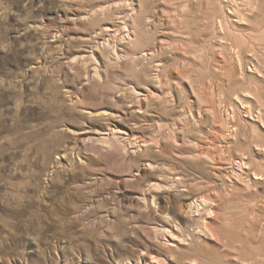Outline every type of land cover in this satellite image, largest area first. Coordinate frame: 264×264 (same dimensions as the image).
Returning <instances> with one entry per match:
<instances>
[{
  "label": "rangeland",
  "instance_id": "1",
  "mask_svg": "<svg viewBox=\"0 0 264 264\" xmlns=\"http://www.w3.org/2000/svg\"><path fill=\"white\" fill-rule=\"evenodd\" d=\"M260 113L264 0H0V264H264Z\"/></svg>",
  "mask_w": 264,
  "mask_h": 264
},
{
  "label": "bare ground",
  "instance_id": "2",
  "mask_svg": "<svg viewBox=\"0 0 264 264\" xmlns=\"http://www.w3.org/2000/svg\"><path fill=\"white\" fill-rule=\"evenodd\" d=\"M109 31H111V28H108ZM120 33V32H119ZM132 33V32H131ZM131 38V34H127L126 38ZM124 38V37H123ZM125 39V38H124ZM108 42V41H107ZM109 44V42H108ZM117 47V46H116ZM117 49V48H116ZM117 52V51H116ZM242 105H244V103L242 102L241 103ZM247 111V110H246ZM249 113V111H248ZM258 117V120L259 122L264 126V117H262L261 113L260 115L257 116ZM117 132L114 131V133H110V134H105L107 137H105V143L111 145V147H113L114 150L116 151H119L120 150V144H118V139L120 140V137H118L119 135L116 134ZM112 136V137H111ZM129 140V139H128ZM133 144V143H132ZM145 146V145H144ZM263 152H264V148H263ZM133 153V152H132ZM200 156H207L209 154H207L206 152H203L202 153H199ZM215 160V159H213ZM248 163L245 162L244 158H240V162H239V168L241 169H244V167L247 165ZM152 168L151 165H147L146 169H150ZM239 172L241 173H238L236 171H234L235 173V176L233 177H236V180H242V181H245V179H243V175L246 174L243 170H239ZM230 175V174H229ZM245 177V176H244ZM248 177V176H247ZM231 178V177H230ZM249 179V177H248ZM247 180V178H246ZM250 180V179H249ZM236 181V182H237ZM251 181V180H250ZM249 183V182H248ZM249 185V184H248ZM173 187V186H172ZM151 188L153 189H150L148 192L145 193V195H151L152 193H154V191L156 190H159V189H162V187L158 186V185H155L154 186H151ZM152 198L154 199V196H152ZM142 199V198H141ZM145 199V198H144ZM150 199V198H149ZM209 199L206 197L204 198H201L200 200H197L192 206H191V213H192V216L195 217L198 222L201 224L202 228L201 230L207 232L208 230V218H209V215H211V212L209 209L210 207L212 206L211 202L208 201ZM145 201V200H144ZM154 205V204H153ZM154 233L156 234V236H158L157 238H159V236H163L166 238L169 237V240L167 239L165 245L169 246V245H174V243L172 242H176L177 240H179V236H176L177 234H174L171 230H169L168 228L164 227V228H154ZM161 238V237H160ZM183 240V239H182ZM160 241V240H159ZM164 242V241H163ZM181 243V242H180ZM154 244V243H153ZM155 244H156V241H155ZM158 245V244H156ZM163 245V244H162ZM161 246V245H159ZM166 246V247H167ZM163 249V248H162ZM155 252V251H154ZM145 255V254H144ZM155 257V255H153ZM154 259V258H153ZM156 260L154 261H158V263L161 261L159 258H156ZM166 261V260H165Z\"/></svg>",
  "mask_w": 264,
  "mask_h": 264
}]
</instances>
